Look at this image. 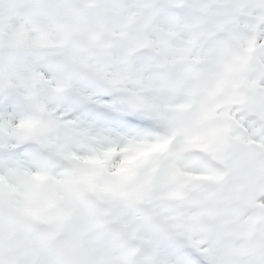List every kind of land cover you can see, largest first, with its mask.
Returning <instances> with one entry per match:
<instances>
[{"label":"snow or ice","instance_id":"obj_1","mask_svg":"<svg viewBox=\"0 0 264 264\" xmlns=\"http://www.w3.org/2000/svg\"><path fill=\"white\" fill-rule=\"evenodd\" d=\"M0 264H264V0H0Z\"/></svg>","mask_w":264,"mask_h":264}]
</instances>
